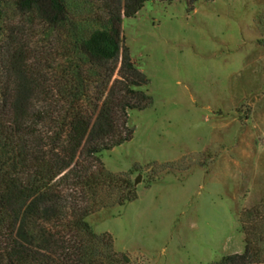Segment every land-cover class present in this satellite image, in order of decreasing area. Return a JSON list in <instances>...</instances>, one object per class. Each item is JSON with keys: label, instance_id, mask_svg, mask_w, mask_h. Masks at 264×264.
<instances>
[{"label": "rangeland", "instance_id": "374dc122", "mask_svg": "<svg viewBox=\"0 0 264 264\" xmlns=\"http://www.w3.org/2000/svg\"><path fill=\"white\" fill-rule=\"evenodd\" d=\"M8 13L30 48L58 58L54 39ZM122 34L153 102L129 112L132 138L101 161L141 177L136 200L87 223L129 264L242 253L241 223L264 238V0H196L193 11L186 0L148 2Z\"/></svg>", "mask_w": 264, "mask_h": 264}, {"label": "trees", "instance_id": "16d2710c", "mask_svg": "<svg viewBox=\"0 0 264 264\" xmlns=\"http://www.w3.org/2000/svg\"><path fill=\"white\" fill-rule=\"evenodd\" d=\"M176 1L0 0V264L130 263L86 219L137 198V168L120 175L101 161L132 138L129 112L153 102L122 22ZM8 12L54 39L58 58L30 48ZM240 227L244 251L211 264H264L261 232Z\"/></svg>", "mask_w": 264, "mask_h": 264}, {"label": "water", "instance_id": "95a60500", "mask_svg": "<svg viewBox=\"0 0 264 264\" xmlns=\"http://www.w3.org/2000/svg\"><path fill=\"white\" fill-rule=\"evenodd\" d=\"M140 177H141V176H138V177H137V179L134 181V186H136V185H137V183H138V181H139Z\"/></svg>", "mask_w": 264, "mask_h": 264}]
</instances>
